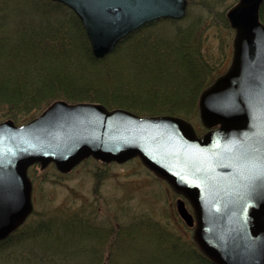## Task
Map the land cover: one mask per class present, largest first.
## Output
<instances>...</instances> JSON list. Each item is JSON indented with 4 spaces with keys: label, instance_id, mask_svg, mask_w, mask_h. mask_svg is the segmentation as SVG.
<instances>
[{
    "label": "water",
    "instance_id": "95a60500",
    "mask_svg": "<svg viewBox=\"0 0 264 264\" xmlns=\"http://www.w3.org/2000/svg\"><path fill=\"white\" fill-rule=\"evenodd\" d=\"M51 1L77 16L96 59L144 24L183 18L188 6L187 0ZM263 2L237 0L225 13L232 54L199 94L202 135L181 117L62 100L22 125L0 122V241L33 211L32 165L66 174L88 158L103 164L138 158L180 195L177 213L214 264H264Z\"/></svg>",
    "mask_w": 264,
    "mask_h": 264
},
{
    "label": "trees",
    "instance_id": "16d2710c",
    "mask_svg": "<svg viewBox=\"0 0 264 264\" xmlns=\"http://www.w3.org/2000/svg\"><path fill=\"white\" fill-rule=\"evenodd\" d=\"M208 5L201 4L206 18L189 12L154 20L96 59L69 8L51 0H0V111L21 124L62 100L193 120L199 93L222 71L227 55L225 44L219 62L202 52L207 20L230 29L224 12ZM260 19L264 23V2ZM34 214L0 241L3 264H12L11 249L20 247L26 251L13 264H214L195 243L151 218L97 226L76 214Z\"/></svg>",
    "mask_w": 264,
    "mask_h": 264
},
{
    "label": "rangeland",
    "instance_id": "374dc122",
    "mask_svg": "<svg viewBox=\"0 0 264 264\" xmlns=\"http://www.w3.org/2000/svg\"><path fill=\"white\" fill-rule=\"evenodd\" d=\"M187 1L186 14L189 12L193 15L203 13L205 18L208 16V11L201 6L202 3L207 2L214 11L225 14L228 8L237 2V0ZM211 23L207 20L203 24V29H200L203 54L207 55L208 60L217 57L219 62L220 48L224 44L227 54L225 65L216 75L215 80L229 66L234 31L231 27L227 29L215 22ZM44 109L29 114L21 122H28ZM6 119L7 117L0 111V122ZM187 121L193 126L198 136L206 131L200 122L198 109L197 117ZM27 174L32 183L31 200L35 212L33 217L38 214L45 216L76 214L89 218L90 222L97 226H117L138 218H151L164 224L167 223L173 231L193 242L194 229L188 227L176 211L175 202L180 195L174 192L165 180L144 167L138 158L120 164H103L88 158L66 174L59 173L52 165L44 169L34 165ZM98 175L101 177L98 178ZM186 207L190 210L188 204ZM25 251L26 249L21 247L12 248L11 252L14 255L9 261L7 260L8 263L13 264L14 258ZM5 256V254H0V264H3ZM105 256L106 252L103 258Z\"/></svg>",
    "mask_w": 264,
    "mask_h": 264
}]
</instances>
